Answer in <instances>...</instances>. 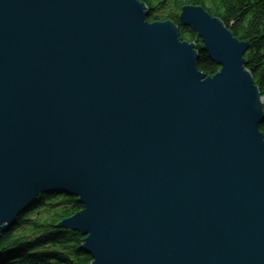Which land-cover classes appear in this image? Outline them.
<instances>
[{
	"label": "water",
	"instance_id": "95a60500",
	"mask_svg": "<svg viewBox=\"0 0 264 264\" xmlns=\"http://www.w3.org/2000/svg\"><path fill=\"white\" fill-rule=\"evenodd\" d=\"M0 0V239L42 195L90 264H264V98L199 6Z\"/></svg>",
	"mask_w": 264,
	"mask_h": 264
},
{
	"label": "trees",
	"instance_id": "16d2710c",
	"mask_svg": "<svg viewBox=\"0 0 264 264\" xmlns=\"http://www.w3.org/2000/svg\"><path fill=\"white\" fill-rule=\"evenodd\" d=\"M150 11L148 23L171 21L179 28L180 41L194 42L200 52V40L191 29L183 27L178 14L184 6H199L216 18L239 42L247 43L244 55L248 70L264 96V0H139ZM198 71L212 77L219 71L199 53ZM264 136V121L259 126ZM73 197L42 195L34 206L20 216L10 232L0 240V264H90L91 258L80 251V234L56 229L62 220L81 210Z\"/></svg>",
	"mask_w": 264,
	"mask_h": 264
},
{
	"label": "bare ground",
	"instance_id": "6f19581e",
	"mask_svg": "<svg viewBox=\"0 0 264 264\" xmlns=\"http://www.w3.org/2000/svg\"><path fill=\"white\" fill-rule=\"evenodd\" d=\"M253 81H254V80H253ZM259 92H260V91H259ZM260 97H261V98H262V97L264 98V96H261V95H260ZM64 197H69V196H64ZM14 227H15V226H14ZM14 227H13L12 229H14ZM55 228H56V227H55ZM56 229H58V228H56ZM59 230H66V229H59ZM67 231H70V230H67ZM75 233H76V232H75ZM0 240H1V239H0ZM81 244H82V242H81ZM80 246H81V245H80ZM0 253H1V252H0ZM9 264H10V263H9Z\"/></svg>",
	"mask_w": 264,
	"mask_h": 264
},
{
	"label": "rangeland",
	"instance_id": "374dc122",
	"mask_svg": "<svg viewBox=\"0 0 264 264\" xmlns=\"http://www.w3.org/2000/svg\"><path fill=\"white\" fill-rule=\"evenodd\" d=\"M147 6V5H146ZM148 7V6H147ZM148 10H149V8H148ZM180 14V13H179ZM179 14H178V16H179ZM168 21V20H167ZM196 41H198V40H196ZM185 42H187V41H185ZM191 43H193V44H195L194 42H191ZM202 44V43H201ZM195 47H196V44H195ZM201 49V48H200ZM196 50V49H195ZM200 53V52H199ZM34 206V205H33Z\"/></svg>",
	"mask_w": 264,
	"mask_h": 264
}]
</instances>
